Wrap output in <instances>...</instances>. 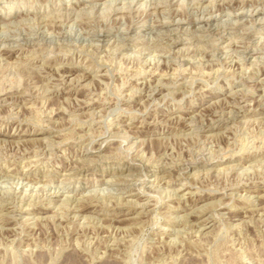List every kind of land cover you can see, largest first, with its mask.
Segmentation results:
<instances>
[{
  "label": "rangeland",
  "instance_id": "1",
  "mask_svg": "<svg viewBox=\"0 0 264 264\" xmlns=\"http://www.w3.org/2000/svg\"><path fill=\"white\" fill-rule=\"evenodd\" d=\"M0 264H264V0H0Z\"/></svg>",
  "mask_w": 264,
  "mask_h": 264
},
{
  "label": "bare ground",
  "instance_id": "2",
  "mask_svg": "<svg viewBox=\"0 0 264 264\" xmlns=\"http://www.w3.org/2000/svg\"><path fill=\"white\" fill-rule=\"evenodd\" d=\"M41 11V10H40ZM11 11H8V13H10ZM45 19V18H44ZM218 35V34H217Z\"/></svg>",
  "mask_w": 264,
  "mask_h": 264
}]
</instances>
